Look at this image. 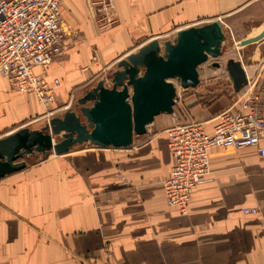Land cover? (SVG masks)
Listing matches in <instances>:
<instances>
[{"label": "crops", "instance_id": "0c3cea01", "mask_svg": "<svg viewBox=\"0 0 264 264\" xmlns=\"http://www.w3.org/2000/svg\"><path fill=\"white\" fill-rule=\"evenodd\" d=\"M114 4L119 22L100 32L87 0H62L60 51L46 68V79L59 81L56 101L47 109L0 75V137L41 129L151 39L170 40L178 29L215 19L249 86L235 91L227 76L228 89L218 91L224 66L203 73L199 65V83L179 97L175 114L155 116L127 148L84 143L23 158V169L0 178V264H264V156L254 148L210 149V173L191 191L185 213L166 203L163 189L173 164L168 126L197 119L212 133L218 113L248 91L259 95L264 115V0Z\"/></svg>", "mask_w": 264, "mask_h": 264}, {"label": "water", "instance_id": "95a60500", "mask_svg": "<svg viewBox=\"0 0 264 264\" xmlns=\"http://www.w3.org/2000/svg\"><path fill=\"white\" fill-rule=\"evenodd\" d=\"M226 37L217 19L176 31L170 40L154 38L119 59L110 73L111 86L101 79L74 107L51 117L41 129L23 126L0 137V178L23 169V158L53 150L64 154L89 143L101 148H127L161 113L171 114L176 98L172 79L182 88L199 83L198 66L222 55ZM212 66L219 67L216 61ZM225 69L235 91L247 82L241 63L227 59Z\"/></svg>", "mask_w": 264, "mask_h": 264}, {"label": "built area", "instance_id": "2783aa9c", "mask_svg": "<svg viewBox=\"0 0 264 264\" xmlns=\"http://www.w3.org/2000/svg\"><path fill=\"white\" fill-rule=\"evenodd\" d=\"M87 1L96 10L98 31L118 24L114 0ZM61 7L62 0H0V75L6 77L12 90L33 94L47 109L55 103L59 85L58 79H46V68L60 51ZM37 67L39 73L35 72ZM248 86L247 79L243 87ZM178 99L176 92L174 104ZM171 114H175L174 108ZM263 131L260 97L253 91L237 97L218 113L212 133L197 119L168 126L165 133L173 164L163 182L166 203L181 213L187 211L191 191L210 173L208 153L212 148L250 147L264 156ZM243 212L256 213V209L245 208Z\"/></svg>", "mask_w": 264, "mask_h": 264}, {"label": "rangeland", "instance_id": "374dc122", "mask_svg": "<svg viewBox=\"0 0 264 264\" xmlns=\"http://www.w3.org/2000/svg\"><path fill=\"white\" fill-rule=\"evenodd\" d=\"M242 29V28H241ZM244 30V29H243ZM246 33V32H245ZM244 34V32H240L239 31V33H237L236 34V37H240V36H242ZM242 49H240V51H241ZM229 58H234V60L235 59H237L238 58V53H237V50L234 48L233 49V44H232V42H231V40L229 41V42H226L225 43V46H224V49H223V53H222V55L221 56H219V57H217V58H209L208 59V61H206V62H204V63H202V64H200V66H201V68H202V71H203V73H205V71H207V70H209V68L212 66V62H214V61H216V62H218L219 64H220V66L219 67H217V68H220L222 65L224 66V68H225V64H226V61H227V59H229ZM225 71V75H220V77H217V81H218V91H221V92H225L226 91V89H228L227 88V85H228V83L227 84H225V81H228V78L230 79V77H229V75H228V73H227V71H226V69L224 70ZM111 73V72H110ZM110 73L109 74H107V75H105L104 77H103V81H104V83L107 85V86H111V81H110V79H109V76H110ZM227 76H228V78H227ZM213 78V77H212ZM171 82L175 85V87H176V92H178V95H179V97H183V95H185V94H187V93H191L192 92V90H193V88L192 87H189V88H186V89H182L181 88V86H180V84L178 83V81L177 80H175V79H172L171 80ZM213 81H211L209 78H208V80L206 81V88H205V91L207 92V95L209 96V93L208 92H212L210 95L212 96L214 93H213V90H211V87H213V86H211ZM76 104V103H75ZM74 104V105H75ZM74 105H72V107H74ZM49 121V120H48ZM48 121H47V123H48ZM46 123V124H47ZM45 124V125H46ZM82 145V144H81ZM84 145V144H83ZM49 154H55L54 153V151L53 150H51V151H49L48 152ZM48 155V154H47ZM46 155V156H47ZM41 157H45V156H42L41 155Z\"/></svg>", "mask_w": 264, "mask_h": 264}]
</instances>
